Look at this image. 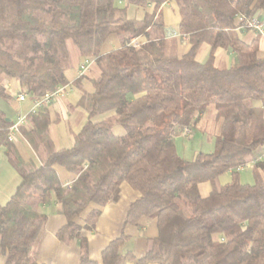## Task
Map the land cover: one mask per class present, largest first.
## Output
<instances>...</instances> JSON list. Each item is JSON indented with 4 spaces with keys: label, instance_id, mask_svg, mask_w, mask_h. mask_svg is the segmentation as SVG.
<instances>
[{
    "label": "trees",
    "instance_id": "1",
    "mask_svg": "<svg viewBox=\"0 0 264 264\" xmlns=\"http://www.w3.org/2000/svg\"><path fill=\"white\" fill-rule=\"evenodd\" d=\"M0 0V98L11 103L8 83L33 99L69 84L68 72L81 59H93L94 92L78 106L88 121L73 146L58 150L51 137L49 107L29 113L20 129L39 162L25 161L9 140L12 121L0 110V148L21 177L11 199L0 207V264H32L31 254L47 223L42 208L55 198L67 223L57 233L70 245L82 229H95L100 210L85 227L77 220L90 205L118 200L128 183L142 197L127 213L125 226L157 220L158 237L144 257L120 254L124 233L102 252V264H264V52L261 37L247 43L237 17L261 19L264 0H173L181 15L179 32L191 50L166 53L162 7L172 0ZM135 11V14L132 12ZM116 34L121 48L101 55ZM139 40V45L132 42ZM70 44L78 53L73 61ZM209 57L200 62L203 48ZM234 53L232 66L219 67L216 51ZM19 94V93H18ZM215 105L220 124L211 153L180 157V128H197ZM112 113L101 122L94 118ZM120 126L125 134L117 136ZM254 184L239 170L250 162ZM77 175L64 187L55 166ZM232 181L220 185L221 176ZM210 185L208 196L200 186ZM80 263L99 264L79 241Z\"/></svg>",
    "mask_w": 264,
    "mask_h": 264
},
{
    "label": "crops",
    "instance_id": "2",
    "mask_svg": "<svg viewBox=\"0 0 264 264\" xmlns=\"http://www.w3.org/2000/svg\"><path fill=\"white\" fill-rule=\"evenodd\" d=\"M113 1L119 7H123L124 5L122 0ZM177 8V3L172 0L162 7L161 13L166 27V53L169 56L182 57L191 50L190 48L192 46L187 36L180 35L179 25L181 23V15ZM132 12L135 14V11ZM263 18L264 13L260 19L264 22ZM238 33H240L241 39L247 43L254 41L257 36L254 31L248 28L238 29ZM120 48V38H118L116 34H112L103 44L101 55H105V53L108 54L117 49L119 50ZM260 49L264 52V38H261ZM209 53L210 48L208 46L204 47L199 55L200 62H205L209 57ZM215 56L216 64L223 66L222 68L228 69L234 63L233 60L235 59V55L231 51L218 49ZM84 60L85 59H81L79 64L77 63V67L68 72L69 84L65 87L63 95L56 99L49 107L51 121H53L50 126V133L58 150L71 149L74 136L81 132L88 121V113L78 106V102L85 93L91 94L94 92V87L91 82L92 79L90 77L92 68H90L85 75H80V66ZM6 89L7 92L14 97V100L9 103L0 98V110L4 111L8 119L14 123L19 115H26L29 113L31 110V101L28 100L23 103L17 102L16 95L20 93V88L15 82L8 83ZM111 116L112 113H108L98 116L93 120H95V122H101ZM202 122L203 118L198 126L201 125ZM113 133L117 136H123L125 134L123 128L120 126H116ZM209 139L211 138H208V140ZM14 143L25 161L33 160L36 163H40L37 155L21 132L15 135ZM6 153L7 150L5 147L0 148V207L11 199L21 182L20 175L8 161ZM258 158L264 159V149L260 151V156ZM254 164L255 161H252L245 167L240 168L241 183L254 184ZM55 170L58 173L62 185L70 188L72 183L76 180L77 175L68 172L58 165L55 166ZM224 176H231V173H227L220 177L218 182L220 185H225V183H221V179ZM244 178L246 180H244ZM200 191L202 196H208L210 185L202 184L200 186ZM118 195V200L108 203L104 207L94 204L88 207L77 222L80 226L85 227V220L88 214L93 210H100L101 215L98 218L95 229L92 231L86 230L85 228L82 229L70 245L61 243L57 238L58 231L66 225L67 220L63 215L58 213V205L56 199L53 198L50 204L42 208V212L47 216V223L37 243H35L36 245L31 254L32 264H79V241L82 238L86 239L89 244L90 259L102 264V252L113 240L119 238L122 233H124L128 239L120 247V254L126 255V253H133L137 258L144 257L148 242L158 237L157 220L143 218L139 226H125L124 223L130 206L139 200L142 195L140 192L134 190L128 183H124L120 186Z\"/></svg>",
    "mask_w": 264,
    "mask_h": 264
},
{
    "label": "built area",
    "instance_id": "3",
    "mask_svg": "<svg viewBox=\"0 0 264 264\" xmlns=\"http://www.w3.org/2000/svg\"><path fill=\"white\" fill-rule=\"evenodd\" d=\"M237 22L244 24L248 29L254 31L257 35H259L261 38H264V22L262 20L257 19V18H247L244 15H240L237 17ZM134 46L139 45V40H134L132 42ZM94 61L93 59L87 58L83 61V63L80 66V75L83 76L85 75L89 69L92 67ZM65 87H59L55 92L53 93H47L44 94L42 98L39 99H33L29 93L27 92H22L17 94V102L23 103L26 101H31V110L29 113L35 114L37 113L40 109H44L46 107H50L56 99L61 97L64 93ZM28 113V114H29ZM26 115H19L17 117V120L13 123V126L10 129V134H9V140L14 142L15 140V135L20 133V129L22 127H27V116ZM193 134L192 130L190 128L184 127L180 128L177 132V135H181L183 137H191Z\"/></svg>",
    "mask_w": 264,
    "mask_h": 264
},
{
    "label": "rangeland",
    "instance_id": "4",
    "mask_svg": "<svg viewBox=\"0 0 264 264\" xmlns=\"http://www.w3.org/2000/svg\"><path fill=\"white\" fill-rule=\"evenodd\" d=\"M70 49L73 61L75 58L77 59L76 61H78L76 47L70 44ZM219 67L223 66L220 65ZM199 126L194 129L192 136L189 138L183 137L181 135L176 137L175 143L177 145L178 154H180V156L187 161L194 160V156H196L198 153H210L214 150L215 139L213 138H216L220 131V124H217L216 122L215 105H212L208 108L204 115L203 122ZM208 138L211 139L208 140ZM244 180L246 179L244 178ZM231 181V176H224L221 179V183L225 184Z\"/></svg>",
    "mask_w": 264,
    "mask_h": 264
},
{
    "label": "water",
    "instance_id": "5",
    "mask_svg": "<svg viewBox=\"0 0 264 264\" xmlns=\"http://www.w3.org/2000/svg\"><path fill=\"white\" fill-rule=\"evenodd\" d=\"M8 121H10V119H7Z\"/></svg>",
    "mask_w": 264,
    "mask_h": 264
}]
</instances>
